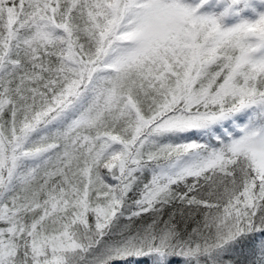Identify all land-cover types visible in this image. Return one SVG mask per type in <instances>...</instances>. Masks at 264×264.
<instances>
[{
  "label": "snow or ice",
  "instance_id": "obj_1",
  "mask_svg": "<svg viewBox=\"0 0 264 264\" xmlns=\"http://www.w3.org/2000/svg\"><path fill=\"white\" fill-rule=\"evenodd\" d=\"M0 264H264V0H0Z\"/></svg>",
  "mask_w": 264,
  "mask_h": 264
}]
</instances>
